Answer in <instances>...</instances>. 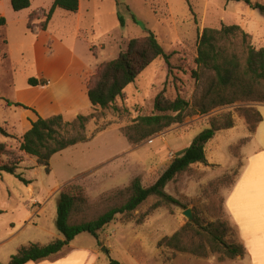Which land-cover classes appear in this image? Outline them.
Returning a JSON list of instances; mask_svg holds the SVG:
<instances>
[{"label":"rangeland","instance_id":"rangeland-1","mask_svg":"<svg viewBox=\"0 0 264 264\" xmlns=\"http://www.w3.org/2000/svg\"><path fill=\"white\" fill-rule=\"evenodd\" d=\"M54 1L31 0L29 9L15 12L10 0H0V17L7 21L0 28V129L7 134L0 131V144L21 155L17 173L30 182L26 185L13 175H0V264H9L22 248L63 239L56 226L62 191L70 189L86 200L82 212L73 217L74 223L94 220L123 205L135 179L144 187L154 185L170 163L209 129L211 119L228 113L235 126L217 132L205 145L207 163L193 165L167 185L165 192L178 203H162L153 209L161 199L151 196L136 211L118 215L98 239L82 234L62 253L28 264H110V260L120 264H232L219 253L199 258L159 243L196 217L204 226L229 222L224 198L241 167V147L251 138L237 110L253 107L258 111L264 104L237 102L208 115H188L182 124L137 145L127 140L124 130L138 117L153 113L154 100L166 84L169 95L179 94L192 104L201 96L211 75L195 63L205 28L238 25L259 49L264 47V15L244 0H80L77 13L57 9L43 31ZM251 1L264 6V0ZM148 34L155 35L171 55V65L157 59L144 70L118 101L120 113L92 107L87 87L98 68L115 60L130 40ZM30 79L47 84L32 87ZM36 114L44 119L62 115L67 123L76 122L79 116H93L85 130L90 140L56 154L44 166L19 152ZM187 210L193 220L184 215ZM231 228L227 241L238 242L237 231ZM92 252L97 262L85 257Z\"/></svg>","mask_w":264,"mask_h":264},{"label":"trees","instance_id":"trees-1","mask_svg":"<svg viewBox=\"0 0 264 264\" xmlns=\"http://www.w3.org/2000/svg\"><path fill=\"white\" fill-rule=\"evenodd\" d=\"M244 1L250 8L264 15L263 5L251 0ZM10 2L15 12L31 7V0ZM79 7L80 0H55L45 16L41 30H47L57 9L77 13ZM6 26V19L0 17V28ZM157 59H163L168 66L171 65V55L165 52L155 35L148 34L144 38L130 40L125 51L115 60L102 64L93 75L87 87V97L92 107L120 113L121 109L117 104L125 98L126 89ZM195 63L211 74L201 96L192 104L179 94L169 95L166 84L154 100L153 113L138 117L124 130V135L131 144L143 143L173 125L182 124L188 115H208L218 108L232 106L237 102L264 104V47L257 49L252 44V36L240 26L205 28L200 35ZM29 84L32 87H44L47 83L44 80L30 79ZM237 111L245 118L251 136L254 135L263 120L259 111L253 107L240 108ZM36 115L37 120L22 138L19 152L37 158L44 166H48V161L56 154L90 140L85 130L93 116H79L76 122L67 123L62 115L46 119ZM234 126L235 120L231 113L211 119L209 129L202 132L181 156L170 163L154 185L144 187L138 178L135 179L126 202L119 207L110 208L94 220L74 223L73 217L82 212L81 205L86 200L80 193L76 194L70 189L62 191L58 201L56 226L63 239H55L45 246L31 245L22 248L11 257L9 264L46 261L62 253L82 234L98 239L99 233L118 215L136 211L151 196L161 199L153 209L162 203H178L165 192L167 185L188 172L193 165L206 164L205 145L217 132L230 130ZM0 131L7 136L4 130ZM21 160L19 153L8 150L5 144H0V175L10 174L30 185V182L17 173ZM231 229L228 221L220 222L218 227L214 224L204 226L196 217L195 221H188L172 237L161 240L159 246L199 258H208L211 253H219L230 260L244 258V246L240 242L227 241ZM110 264L120 263L110 260Z\"/></svg>","mask_w":264,"mask_h":264},{"label":"crops","instance_id":"crops-1","mask_svg":"<svg viewBox=\"0 0 264 264\" xmlns=\"http://www.w3.org/2000/svg\"><path fill=\"white\" fill-rule=\"evenodd\" d=\"M258 111L263 120L242 145L241 167L224 198L225 214L246 251L244 258L229 260L232 264H261L264 259V105ZM88 254L84 256L97 262V255Z\"/></svg>","mask_w":264,"mask_h":264},{"label":"water","instance_id":"water-1","mask_svg":"<svg viewBox=\"0 0 264 264\" xmlns=\"http://www.w3.org/2000/svg\"><path fill=\"white\" fill-rule=\"evenodd\" d=\"M184 215L187 217L188 220H193V219H194L191 210H187V211H185V212H184ZM103 251H104L105 253H108V250H107L106 248H103Z\"/></svg>","mask_w":264,"mask_h":264},{"label":"snow or ice","instance_id":"snow-or-ice-1","mask_svg":"<svg viewBox=\"0 0 264 264\" xmlns=\"http://www.w3.org/2000/svg\"><path fill=\"white\" fill-rule=\"evenodd\" d=\"M261 264H264V259H262Z\"/></svg>","mask_w":264,"mask_h":264}]
</instances>
